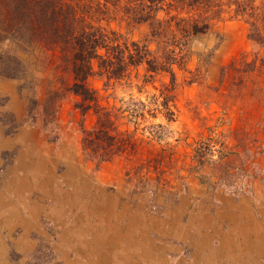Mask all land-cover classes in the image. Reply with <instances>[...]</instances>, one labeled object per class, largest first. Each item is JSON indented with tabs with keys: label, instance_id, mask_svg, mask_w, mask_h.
Wrapping results in <instances>:
<instances>
[{
	"label": "rangeland",
	"instance_id": "374dc122",
	"mask_svg": "<svg viewBox=\"0 0 264 264\" xmlns=\"http://www.w3.org/2000/svg\"><path fill=\"white\" fill-rule=\"evenodd\" d=\"M112 27L119 28L116 23ZM120 29L133 40L144 38L148 32L146 26L123 25ZM191 49L188 69L196 72L200 67L202 74L206 73L202 83L188 84L191 74L176 68L174 120L169 122L158 114L140 123L136 132L141 136L145 126L162 124L161 143L169 149L160 153L158 143L154 151L144 147L136 154L101 165L87 160L83 153V132L95 125V117L75 109V96L69 94L58 101L55 115L47 122L41 118L42 107L32 109V102L42 103L48 91L60 87L58 73L48 60L26 55L22 59L28 70L24 80L0 75V99L5 103L1 111L11 113L16 125L12 134L0 133V241L4 245L0 264H58L54 244L62 232L61 222L83 218L93 209L88 203L92 200L106 203L107 211L117 220H138L144 230L154 226L146 228L145 234L152 235L153 231L152 237L162 240L174 223L205 221L206 212L207 216L214 214L232 202L246 215L264 218V154L248 161L249 177L240 179L247 186L238 194L219 187L211 168L198 172L192 158L198 142L221 134L229 136L231 146L237 144L236 132V139L257 141L253 151L260 145L264 149V73L249 79L240 98L232 101L229 123H217L227 93L224 88L214 90L220 85L221 68L243 54L250 60L255 52L248 39V26L226 14L214 21L211 31L195 40ZM144 74L140 69L139 78L133 73L131 86L108 91L99 77L89 79L88 84L103 98L112 94L102 100L103 104L119 106L121 99L131 96L147 104L154 97L161 102L162 84L169 83L170 78L159 76L153 84H144ZM135 127L130 124L122 129L133 131ZM145 135H150L149 130Z\"/></svg>",
	"mask_w": 264,
	"mask_h": 264
},
{
	"label": "trees",
	"instance_id": "16d2710c",
	"mask_svg": "<svg viewBox=\"0 0 264 264\" xmlns=\"http://www.w3.org/2000/svg\"><path fill=\"white\" fill-rule=\"evenodd\" d=\"M226 14L247 24L255 52L250 60L243 54L221 68L220 85L214 90H227L217 121L224 126L229 123L232 101L240 98L249 79L264 73V0H0V75L24 80L28 70L22 59L26 55L48 60L58 73L60 87L48 91L42 103L32 102V109L42 107L45 117L41 118L47 122L55 115L58 101L69 94L75 96V109L95 117V125L83 132L82 150L87 160L101 165L136 154L144 147L151 151L158 143L162 153L169 149L161 143L164 126H145L144 133L137 136L139 125L158 114L169 122L174 120L176 68L191 74L188 84L202 83L206 73L202 74L200 67L196 72L188 69L192 44ZM113 23L119 28H113ZM123 25L146 26L148 32L144 38L133 40L122 32ZM140 69L145 72L144 84H153L159 76L170 78L169 83L162 84L161 102L154 97L147 104L131 96L121 99L119 106L103 104L102 100L112 94L103 98L88 84L89 79L99 77L105 91L131 86L133 73L139 78ZM4 104L0 99V133L9 135L16 125L11 113L1 111ZM130 124L135 130L122 129ZM236 133L237 144L231 146L229 136L221 134L198 142L192 156L198 172L211 168L218 186L234 194L246 189L247 184L240 179L249 177L248 161L264 154L262 145L253 151L256 140L236 139Z\"/></svg>",
	"mask_w": 264,
	"mask_h": 264
},
{
	"label": "crops",
	"instance_id": "0c3cea01",
	"mask_svg": "<svg viewBox=\"0 0 264 264\" xmlns=\"http://www.w3.org/2000/svg\"><path fill=\"white\" fill-rule=\"evenodd\" d=\"M88 203L93 209L83 218L61 222L58 264H264V218L246 215L235 202L206 212L205 221L174 223L163 240L145 234L152 225L141 229L138 220L114 218L103 201Z\"/></svg>",
	"mask_w": 264,
	"mask_h": 264
},
{
	"label": "bare ground",
	"instance_id": "6f19581e",
	"mask_svg": "<svg viewBox=\"0 0 264 264\" xmlns=\"http://www.w3.org/2000/svg\"><path fill=\"white\" fill-rule=\"evenodd\" d=\"M17 181H14L13 183H16Z\"/></svg>",
	"mask_w": 264,
	"mask_h": 264
}]
</instances>
